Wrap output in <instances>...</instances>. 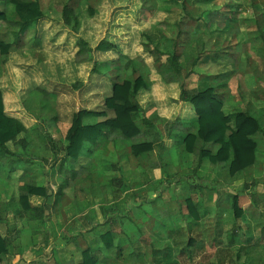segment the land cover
I'll return each instance as SVG.
<instances>
[{
	"label": "rangeland",
	"instance_id": "374dc122",
	"mask_svg": "<svg viewBox=\"0 0 264 264\" xmlns=\"http://www.w3.org/2000/svg\"><path fill=\"white\" fill-rule=\"evenodd\" d=\"M40 1L45 12V17L38 24H34L30 30H27L25 35L22 34L21 31V38H23L21 39L19 37V41H16L13 35L16 32H12L11 27L8 26L13 24L10 23L13 21L12 17H14L13 7L7 6V9L4 5L2 11L7 13L8 23L0 27V37L7 40V43H10L13 47L11 53L0 61V76L2 80L1 83L5 88L8 114L20 117L23 121L21 122L28 127L27 129L29 131L27 134L25 133L22 135L26 143L10 145L12 152L19 153L17 156L22 155L21 157H24L17 161L19 164L17 166L23 167L25 161H30L29 158H45V162L41 161V163H39V165L42 166L40 167V172H45L44 174L46 176L50 174L49 176H52V180L56 178L55 176L60 170L58 165H60L63 169V175L59 177L61 179L60 183H65L67 185L66 182H68L70 183V187L64 188L63 195L59 197L60 200H58L57 205L59 206L62 201V205L67 201V194L73 193L74 196L76 195L75 193L78 185L80 187L79 190H86L92 194L95 193V195H99L100 193L109 194L111 190L115 189L114 187L120 190L125 186L123 177H127L129 174L138 175L142 167H133L131 164L132 156L125 155L129 148L128 144L130 141L128 140H123L117 147V150L115 148L117 142L108 139L106 140V142H108L106 145L103 144V141H100L95 147L87 144L85 147V155L82 154V157L77 161H65L62 155H59V159L56 160L52 155V151L48 150V147L52 145L49 139L57 142L61 141L66 132V125H62L54 118L57 110L54 101H57V97H50L48 94L40 91L41 86L39 85H44L43 88H45L46 91L50 89L55 91L59 87V98L63 99L62 101H73L74 98L77 103H79L78 99L81 95V88L84 87L83 89H86L88 86L90 89L88 98L89 101L92 102L95 100L97 92L100 91V95L103 92L101 90L102 84L98 80L99 75L95 74L97 71L104 75L105 78L112 80L116 79V77H120V80L126 81L134 78L132 73L133 70L131 69L132 66L148 81L156 79L155 83H151L152 87L159 86L160 77L156 71L157 69L164 71L160 68L168 65L166 53L175 51L176 46L173 45L174 42L176 43V41H178V45L180 44L183 46L185 41V36L182 35L179 37V27L177 26L179 21L183 23L181 18L184 15V9L180 4V0H148L146 5H143L141 0ZM236 1L239 3H241V1L244 2V6H241L237 13L232 14V16L235 15L234 20L237 18L236 21L241 24V33H245V36L242 34L238 36L241 45L236 52L237 57H240L241 60L235 65V63L227 57L219 58L218 61H215L214 59L203 56L200 65L196 68L198 75L190 77L187 82H190L191 85L195 87H200V89H206L211 83L210 76L214 78L216 75H222V77L230 75L231 78L228 81V87L231 92L228 89L222 91L225 96V112L229 114L246 111L260 120L262 131L256 138L259 141L258 158L264 161V43L257 36L248 35V33L256 31L257 29L251 23L245 22L247 17L253 16L250 5L246 0ZM216 2L219 5L223 4V9L220 8L221 11L228 10L225 7L226 3L224 4L225 0H217ZM66 5H69L75 11V15L72 16V21L74 22L77 20L80 23L81 28L78 33H74L64 24L62 11ZM201 11L202 8H198L192 10V13H194V15L196 13L200 14ZM217 15L220 16L216 17ZM222 17L223 13L216 14L211 17L213 19L209 18L207 21L217 23L218 21H223ZM14 19L16 18L14 17ZM34 26H36V29ZM211 27L212 28L205 27V25H202L200 22L195 24V21L187 18L182 28L184 31L186 30L185 32L189 33V35L191 34L190 41L192 43L189 42V44L187 43L186 46H184L183 56H187L185 59H193L196 57L197 52L195 45H197L198 42H196L195 39L197 38L199 39L205 36L207 39L211 38L216 43L224 41V37L222 38L219 36L217 31L214 30V23H212ZM18 31H20V27H18ZM37 38L39 39L38 42L36 41ZM78 39H84L89 43V46L93 50L92 61L88 60L86 55L77 56L79 50L77 46ZM103 40L109 41L113 48L107 52L98 51L96 48ZM230 40L231 39L228 41ZM228 41L225 43V46L230 47V45H232L233 48L236 47L235 41L231 43ZM182 46H177V50L179 51ZM232 53H234V51ZM119 56L120 58H118ZM83 60H86V62L82 64L77 63ZM129 62H132V65H129ZM125 67L128 68L125 69ZM50 78L52 79L51 81H53L52 84L49 82ZM82 79L84 83L81 85ZM221 79H219V83H221ZM157 83L159 84L156 85ZM77 85L78 88H74ZM157 89L158 91L155 92V96L157 97V95H160L163 97L161 101H178L179 93L177 86L172 87V89L170 88L171 90L168 91V93L165 92L163 86ZM147 94V92L143 93L139 97V101H149L151 98L147 96ZM25 102H27L26 105ZM14 104H16L15 107H13ZM17 108L20 110H17ZM28 108H31L32 111L36 110V115H40L39 118H36V121H38L37 124H35L36 115L34 118H31L28 113ZM63 114L65 113L63 112ZM171 114L173 115L171 117L172 119L176 118V112L172 111ZM153 121L156 122L157 119ZM185 126L189 131L195 132L196 126L194 123H185ZM172 127H174L173 130ZM177 127L178 124L176 121L170 122V124H161L158 121L153 128L157 132L155 133L158 137L156 138V135H152L149 139L159 144L162 140L161 135L166 134L169 129L177 136ZM158 131H162L161 134L158 133ZM44 135H48L49 138H44ZM180 141H182V136L173 137V143ZM90 148L91 152L89 153L87 149ZM158 150L159 152L161 151L160 148ZM196 150L199 151L198 149ZM176 153L177 150H175L174 153L169 151L170 157L166 156V158L161 159V161L156 160L154 163H158L167 171L169 167L167 166V168H165L162 162L165 164L171 159L174 160L173 158ZM8 157L12 160L16 159L13 154L8 155ZM196 158H198V156H194V158L191 156L189 159L196 162ZM7 163L9 164L10 161ZM52 164H54L53 167H51ZM81 164L83 168H81ZM182 166L185 167H182L180 170L177 169L178 171H182L178 173V175L175 174L177 177H174V175L173 177L167 178L163 175V179L165 178L164 183L161 181L155 183L150 180L153 179L150 178L152 177L150 166L141 169L142 174H140V176L142 177V183H144V181L150 185L155 183L156 186H153L155 188L153 189L155 193L163 195L164 191L167 192V189H165L166 184L174 185V189H178L177 185L181 184L182 190L180 193L179 191L174 193V199L171 197L167 200L169 203L164 202V199L161 200L160 198H149L147 200L146 198H142V201L138 202L139 205L130 208L129 211H132L133 214H131V212H125V214L120 213L121 216H119L117 211V219L121 224L123 223L126 232L132 231V225L135 234H137V232L141 233L140 227L148 224H151L155 229L167 228L171 220H168L170 217L166 219V215L169 214L170 210L176 211L174 217L180 215L181 210H186V208L183 209L185 205L183 207L179 204L182 197L188 198L196 195L195 199L202 204L201 211L206 210L205 221L210 218L209 215L211 210L215 206L213 201L214 198H212L211 194L215 195V193H218L216 204L218 203L220 207L226 208V210L229 209L227 208L229 206L226 205L230 204L228 201L230 195L238 194L237 191H239L238 188H235L237 186H235L237 182L236 179H232L228 175L223 177L222 175H218V179L216 178L217 181L213 182L211 178L213 172L211 170H201V172L197 171V174H194V172L196 173L194 170L195 168L190 170L191 167L189 168L186 164ZM190 166H192V163ZM217 167V171L223 169L221 168L223 166ZM251 169L252 168L245 170L238 175V178H241V181L245 180ZM186 171L189 172V174H187ZM82 174H86L87 177L89 176V180L81 183V180H83L81 177ZM222 174L224 175L225 171H223ZM256 177L255 172H253L251 179L255 180ZM114 179L117 180L114 181ZM251 179H246L244 182L245 184H243V190H248V193H246L248 195L246 196L244 194L246 196L245 200L251 197L253 191L257 192L256 197H259L258 195L264 196V182L255 183V181L252 182ZM41 180L46 181L43 176ZM100 181L101 183H99ZM96 182H98V191L94 190L93 187V184ZM60 183L58 182V184ZM142 183L138 182L136 185L131 186H133L134 189L135 186L139 187ZM253 183L256 185L255 190L252 188ZM199 184L203 186L200 189L201 192L199 190L194 191V186ZM204 184L209 186L208 189L204 188ZM146 187L152 189L149 185ZM168 190L170 191L169 188ZM211 190L212 192L209 194L208 191ZM195 192L196 194H194ZM171 199L175 201L170 203ZM87 201L88 200L78 202L86 203ZM76 203L72 207L78 212L82 211L84 206H82L81 203ZM63 207L65 206L63 205L62 208ZM138 210L140 216L137 214L134 215V212ZM58 213L59 211H57V215ZM174 221L177 220L174 218ZM158 224H161L160 228H156ZM228 229L230 231L232 230L230 225L222 227V230L216 235V238H213L212 235H208L209 233L200 235V230L194 234V237L197 238L198 241H203L204 243V249L201 250L200 256L202 262L205 264H237L235 261V250L226 247L228 244L226 230ZM259 234L260 233L255 234L257 238ZM231 235L232 234H230V236ZM61 238L67 240L66 234L61 235ZM149 238L150 236L144 234L141 239L142 241H149ZM131 240L133 241H131L128 246H132L134 249L136 242L134 239ZM78 241L79 247H81L82 250L85 249L87 245L83 240V236L81 239H78ZM261 244L264 247V240ZM117 248H121L119 243H117ZM147 251H149V249L144 246L137 252L143 255ZM129 255H131V252H129ZM257 257L259 258H246L244 256L241 262L246 261L245 264H264V249L257 254ZM132 259V261L136 262V256ZM127 263L129 264L130 262Z\"/></svg>",
	"mask_w": 264,
	"mask_h": 264
},
{
	"label": "crops",
	"instance_id": "0c3cea01",
	"mask_svg": "<svg viewBox=\"0 0 264 264\" xmlns=\"http://www.w3.org/2000/svg\"><path fill=\"white\" fill-rule=\"evenodd\" d=\"M256 1L263 2V0ZM246 2L249 4L251 0H246ZM240 4L241 6H244V2L241 1ZM4 5L5 2L0 0V11L3 10ZM0 13L3 14V11ZM15 22H18V18L15 19ZM6 23L8 22L0 20V27L4 26ZM196 23L197 22H195V24ZM34 24H31L26 29L22 30V34L25 35V32L30 30ZM14 25L15 24H11L8 26L11 27L12 32H16L15 34H12L14 35L15 40L19 41V37L21 38L22 36L20 33L21 29L18 31L19 26ZM34 28L36 29V26H34ZM187 34L189 35V33ZM189 37L191 38V34ZM38 40L39 39L37 38L36 41L38 42ZM0 41L11 45L2 37H0ZM12 47L13 45H11L9 54L11 53ZM8 55L0 56V61ZM201 56L209 58L211 57V53L207 52ZM216 60L218 61L219 58H216ZM155 80L156 79L150 80V83H155ZM159 83L156 84H159V86H154L151 91L147 92V96L151 98L149 101H140L142 110L138 116L142 119L151 121L157 119L156 122L159 121L161 124H170V122L176 121L178 124V127L176 128L178 135L176 136V134L172 132L173 128L172 130L169 129L166 134L161 135V143L155 144L152 152L144 153L137 157L131 155L130 148L132 141H130L128 144L129 150L127 149L125 155L132 156L131 164L133 167L139 166V168H148L150 166L149 168L152 170V177L150 178H153L150 180L155 183L160 181L164 183L165 178L163 179V175L167 178L173 177L175 174L178 175V173L182 172L178 170L185 167L182 166L183 164H186L189 168L191 167L190 170L195 168L194 170L196 173L194 172V174H197V171L201 172V170H211L213 172L211 176L213 182L217 181L218 175H222V177L228 175L230 178L236 179L237 182L235 183V186H237L235 188H238L239 191H237L238 194L234 195H238L239 206L244 212L243 217L236 219L233 214L232 200L234 195H230V199H228L230 204L226 205L229 206L227 207L229 209L226 210V208L220 207L218 203L216 204L218 193H215V195L211 194V190L208 192L212 195V198H214L213 201L215 206L211 210L209 215L210 218L206 219V221L204 220L206 217V210L201 211L202 204L195 199L196 195H193L188 198L182 197L179 201L180 205L183 207L185 205L183 209L186 208V210H181L180 215L174 217L176 211L172 210L166 215V219L170 217L168 220H171L167 228L155 229L151 224H148L140 227L142 231L141 233L137 232V234H135L132 225V231L126 232L123 223L121 224L117 219V211L119 216H121L120 213L125 214V212H131V214H133L132 211H129L130 208L139 205L138 202L142 201V198H146V200L149 198H160L161 200L164 199V202H168L167 200L173 197L174 193H177L178 191L179 193L181 192V184L177 185L178 189H174V185L166 184L165 189H167V192L164 191L163 195H160L153 191V189H155L153 186H156L155 183L150 185L145 183L144 180V183H142V177L140 176V174H142L141 168L138 175L129 174L127 177H123L125 186L120 190L117 189V187H114L115 189L111 190L109 194L100 193L99 195H95V193L92 194L86 190L81 191L79 190L80 187L78 185L75 193L76 195L74 196L73 193L67 194L66 198L68 199L63 204L65 207L62 208L63 205L61 203L63 201L58 206V200H60L59 197L63 195L64 188L70 187V183L66 182L67 185L65 183H60L61 179L59 177L63 175V169L60 165H58L60 170L57 172L55 176L56 178L51 180L52 176H49L50 174L46 176L44 174L45 172H40V167L42 166H40L39 163H41V161L45 162V158L36 159L33 157L30 159L28 157L30 161H25L23 167H19L17 166L19 165L17 161L24 157L12 160L6 154L7 152L0 147V231L9 241L8 253L0 255V264H83L82 252L84 249L82 250L81 247H79L78 241L82 236L87 245L85 249L91 247L97 251H101L99 254V264H128L127 262H130L129 264H205L200 257L201 250L204 249V243L203 241H198V239L194 237V234L200 230V235L203 233H209L208 235H212L213 238H216V235L219 234L222 227H227L229 225L232 230H226V234L228 235V244L226 247L235 250L236 263L245 264L246 261L241 262L244 256L246 258H259L257 257V254L264 249L261 244L264 240V196L258 195L259 197H256L257 192L253 191L251 197L245 200V197L248 195L246 194L248 193V190H243V184H245L244 182L246 179H251L253 172H255L257 177L255 180L251 179L252 182H264V161L257 157L255 164L251 167L252 169L249 172L248 177L241 181V178H238V175L245 170L234 176L229 174L226 166L221 167L223 168L221 171H217L218 167L216 165H212L208 160L200 159L199 151L196 150L195 153L189 154L182 143H173V137L182 135L183 128L184 130H187L185 123H194L196 115L193 107L187 102L161 101V98L163 100V97L160 95H157L156 97L155 92L158 91L157 88H160V86L164 87L166 93H168L172 87L177 86L179 93L178 85H165L161 82ZM2 89L4 91L5 104L6 107H8L3 85ZM15 105L16 104H14L13 107H15ZM17 110L20 109L17 108ZM172 111L176 112V118H171L173 116L171 114ZM6 112L8 113V109ZM231 114L233 113H229V115ZM30 116L31 118H34L31 114ZM39 116L36 115L35 124L38 123L36 118H39ZM17 118L22 121L20 117ZM194 131H196V129ZM158 132L161 134L162 131ZM114 137L117 138V146H115L117 150V147L123 142V140H121L118 135H114ZM44 138H47V136L44 135ZM106 140L107 138L102 140L104 145L108 143ZM159 148L161 150L160 152L158 150ZM197 149L199 150V148ZM175 150H177V153L173 158L174 160L171 159L165 164L162 162V165H164L165 168H167V166L169 167L167 168V171L158 163H154L156 160L161 161V159L166 158V156L170 157L169 151L174 153ZM90 152L91 151H89V153ZM83 154L85 155V151ZM189 156H193V158L194 156H198V158H196L197 161H192L189 159ZM9 161L10 163L8 164L7 162ZM191 163L192 166H190ZM53 165L54 164H52L51 167H53ZM81 168H83L82 164ZM223 171H225L224 175L222 174ZM186 173L189 174L187 171ZM52 174L54 175L53 172ZM42 176L46 181L41 180ZM81 177L83 179L81 180V183L90 178L89 176L88 178L86 174H82ZM174 177L177 176L175 175ZM115 180L117 179H114V181ZM138 182L142 184L139 187L135 186L133 189V186L131 185H136ZM99 183H101V181ZM97 184L98 182L93 184L94 190L96 191L99 190ZM147 184L152 187V189H148L146 187L148 186ZM29 185L44 189V195H33L29 197L30 205L34 209L33 212L24 211L20 205V197L25 193V187ZM204 185V188L208 189L209 186H207V184ZM202 187L203 186L200 184L195 185L194 191H200ZM194 194H196V192ZM189 199H192L196 203V209L200 213L199 220H195L189 211ZM84 200L88 201L86 203L78 202ZM174 201L175 200L171 199L170 203ZM75 203H81L82 206H84V209L79 212L76 211V209L72 207ZM57 211H59L58 215ZM136 214L140 216L139 210L134 212V215ZM174 218L177 221H174ZM160 227L161 224L156 225V228ZM108 232L113 234L115 241V248L109 251L105 250L100 242V236ZM258 233L260 234L257 238L255 234ZM63 234H66L67 240L61 238V235ZM144 234L150 236L149 241H142L141 238ZM230 234L232 235L230 236ZM131 239H134L136 242L134 249L132 246H128V244L133 241ZM117 243L121 245V248H117ZM144 246L149 249V251L141 255L140 252L137 251ZM129 252H131V255H129ZM135 256L136 262L132 261V258Z\"/></svg>",
	"mask_w": 264,
	"mask_h": 264
},
{
	"label": "trees",
	"instance_id": "16d2710c",
	"mask_svg": "<svg viewBox=\"0 0 264 264\" xmlns=\"http://www.w3.org/2000/svg\"><path fill=\"white\" fill-rule=\"evenodd\" d=\"M3 1L6 7H13V16L18 18V22H15L14 17H12L13 21L11 23L19 26L21 31L31 24H38L45 17L40 0ZM147 1L141 0V3L146 5ZM216 1L180 0V4L184 9V15L181 18L183 23L179 21L177 26L179 27V37L182 35L185 36V41L183 46L178 45V41L173 43L176 46L175 51L166 53L168 65L160 68L164 71L157 69L156 72L162 84H175L179 86L178 101L187 102L193 107L196 115L194 122L196 131L184 130L183 128L182 135H180L182 136L180 143L183 144L186 151L189 154H193L199 148L201 160H208L212 165L216 166H226L229 174L234 176L239 172L251 168L255 164L259 150V141L256 136L262 131L261 122L257 117L246 111H239L231 115L226 114L224 111L225 96L222 91L228 89L231 92L228 87V81L231 78L230 75H226L225 77L216 75L214 78L210 76L211 83L206 89H200V87H195L190 82H187L190 77L198 75L196 68L203 59L201 55L207 52L211 53L210 59L216 60V58L227 57L235 65L241 60L240 57H237L236 52L241 45L238 36L241 34L245 36V33H241V24L236 21L237 18L234 20L235 15L232 16V14L237 13L238 7L240 8L241 4L236 0H225L224 4L226 3L225 7L228 10L221 11L220 8L223 9V4L219 5ZM249 5L251 11H253V16L247 17L245 22L251 23L257 29L256 31L248 33V35L257 36L264 43V0L263 2L251 0ZM198 8H202V11L200 14L196 13L194 15L192 10ZM221 13H223V21H218L217 23L207 21L209 18L213 19L211 18L213 15ZM74 15V9L66 5L62 11L64 24L74 33H78L81 25L77 20L72 21V16ZM218 16L220 15L216 17ZM187 18L197 23L200 22L205 27L210 28H212V23H214V30L217 31L219 36L224 37V41L216 43L211 38L207 39L205 36L195 39L198 42L195 45L197 55L193 59H185L187 56H183L184 46L187 43L189 44V42L192 43L190 41L191 38L185 32L186 30L184 31L182 28ZM0 20L7 21V14L5 12L3 14L0 13ZM229 39L231 40L228 41ZM227 41L230 43L235 41L236 47L233 48L232 45L230 47L225 46ZM77 46L79 48L77 56L86 55L88 60H93V50L89 46V43L84 39H78ZM177 46H182V48L178 51ZM10 48L11 45L0 41V56L8 55ZM112 48L113 46L109 41L103 40L96 49L100 52H107ZM233 51L234 53H232ZM84 62L86 60L78 61L77 63L82 64ZM128 64L132 65V62ZM127 68L125 67V69ZM131 69L133 70L134 78L126 81L120 80V77L111 80L105 78L99 71H95L96 73H94L99 75L98 80L102 84L101 90L103 92L101 95L100 91L97 92L95 100L92 102L88 98V93H90L88 86L86 89H83L84 87L81 88V95L78 99L79 103H77L74 98L73 101H62L63 99L59 98V87L55 91L51 89L46 91L43 88L44 85H39L41 86L40 91L48 94L50 97H57V101H54V105L56 103L57 107L54 118L62 125H66V132L61 141L57 142L49 139L52 145L48 147V150L52 151V155L56 160L59 159V155H62L65 161H77L82 157L87 144L95 147L104 138L117 142V138L114 135H118L121 140L132 141L130 152L133 156L137 157L153 151L156 143L149 138L152 135H156L157 132L153 128L157 122L142 119L138 116L142 110L139 97L143 93L151 91L152 85L150 80L148 81L138 73L137 69L132 66ZM219 79H221V83H219ZM49 80L52 84V79L50 78ZM1 81L0 77V147L7 152V155L13 154L15 158H19L22 155L17 156L19 153L12 152L10 145L26 143L22 135L27 134L29 131L19 118L6 112L8 108L5 104ZM82 83H84L83 79L81 80V85ZM74 88H78V85ZM26 104L27 102H25ZM35 112L36 110L32 111L31 108H28V113L32 116L36 115ZM48 138L49 136L47 135L46 139ZM22 146L25 147L24 145ZM88 151H91V149H88ZM254 185L255 183H253V190L256 189V185ZM33 195H44V189L34 185L25 187V193L20 197V205L26 212L34 211L29 202V197ZM232 202V210L235 218H242L244 212L239 206L238 195L233 196ZM188 208L193 218L199 220L200 213L196 209L195 201L189 199ZM100 242L107 251L115 248L114 237L110 232L101 235ZM8 249V238L0 231V255L7 254ZM100 253L101 251H97L91 247L84 249L82 252L83 264H99Z\"/></svg>",
	"mask_w": 264,
	"mask_h": 264
}]
</instances>
